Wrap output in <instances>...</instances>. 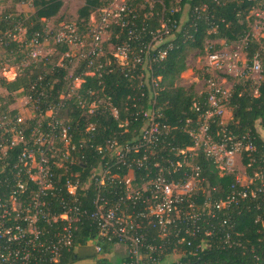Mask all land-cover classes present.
Here are the masks:
<instances>
[{
	"label": "built area",
	"instance_id": "2783aa9c",
	"mask_svg": "<svg viewBox=\"0 0 264 264\" xmlns=\"http://www.w3.org/2000/svg\"><path fill=\"white\" fill-rule=\"evenodd\" d=\"M134 1L110 0L107 6L97 10L96 15L90 16L91 20L84 26L67 22L57 31L44 26L31 39L27 37L23 22H16L17 14L0 16V25L3 20L15 23L13 28L0 29V49H10L16 42L19 46L9 51L11 55L15 50L23 52H19L18 58L23 71L32 65L45 66L50 61L68 71L66 77L71 79L57 95L56 103L52 99V85H47L50 86L48 90L34 82L29 88L19 90L12 96L15 95V99L24 97L35 117L25 120L22 112L13 115L12 109L0 119V264H58L64 254H78L81 249L85 255L90 251L93 253V257L86 260L94 264L104 258L111 264H190V256L196 257L211 247V231H206V237L200 238L203 221L214 219L223 211L226 213L241 200L256 197V191L248 190L250 185H242L237 176L236 183L245 189L237 190L233 186V192L225 199L213 200L202 189V169L195 162L201 154L217 165L221 175H236L235 157L255 150L250 141L244 142L247 137L235 141L229 138L230 144H219L210 135L211 122L221 116L229 103L224 87L212 76L208 79L206 92L207 109L201 113L196 129H186L193 144L180 149L172 147L169 153L160 148L170 136V127L161 126L158 121L162 112L156 108L155 98L161 78L153 75L152 66L155 61L165 59L172 48L169 45L153 55L154 50L172 38L171 28L163 20L152 39L142 46L124 41L110 52L122 70H127L126 76L150 79L153 106L142 110L144 129L128 143L118 144L113 140L105 148L98 147L101 161L88 174L82 175L75 170L82 163L86 142L82 141L79 147L73 143L68 119L60 118L61 111L67 101L74 99L81 108H88L89 113L103 105L114 117H119L109 98L100 102L99 96L90 91L92 100L89 101L79 90L85 82L84 77H102L103 73L112 70L106 69L113 60L105 49L113 43V37L118 40L116 26L135 25L140 7L147 3L152 9L160 2ZM129 34L131 42L139 38L133 31ZM22 35L24 39L21 40ZM49 42H52L54 52L44 53L42 49ZM61 47L66 50L62 52ZM61 55L60 62L59 58H54ZM222 57L218 52L207 54L209 62L219 67ZM108 58L110 62H107ZM138 67L141 69L135 75ZM248 70L261 73V61L256 60L247 68L249 73ZM50 71L54 73L53 69H48V73ZM0 77L2 91L5 89L1 81L13 79L5 75ZM43 79L40 77L39 81ZM42 103L47 106L45 110L41 109ZM94 105L97 107L92 108ZM45 118L51 119L46 131L42 129ZM34 119H37L36 125L30 134H25L31 127H25V124ZM17 148L12 163L9 160ZM175 175H181V178L177 180ZM110 186H115L114 196L119 194L115 202L109 194ZM91 191L94 193L90 199L92 210L84 206V199L87 201ZM201 195L202 202L199 200ZM86 219L94 223L96 232L84 246L77 247L78 231ZM191 238H200V242L193 246ZM225 242L229 247L235 246L230 241V234L226 235ZM110 256L115 257V262Z\"/></svg>",
	"mask_w": 264,
	"mask_h": 264
},
{
	"label": "trees",
	"instance_id": "16d2710c",
	"mask_svg": "<svg viewBox=\"0 0 264 264\" xmlns=\"http://www.w3.org/2000/svg\"><path fill=\"white\" fill-rule=\"evenodd\" d=\"M23 1L26 0H14L15 3ZM109 2L110 0H87V4L80 9L79 13L87 23L93 9L107 6ZM138 2H144V0L134 1V3ZM33 5L36 10L32 15L15 12L17 14L15 20H18L16 22H23L29 39L36 32L43 30L44 25L40 20L43 18L50 20L57 16L63 3L61 0H34ZM258 7L264 8V0H160L152 9L145 3V6L139 8V19L135 21V25L130 24L125 28L116 26L118 40L113 37V43L106 46L107 56L113 60L106 69L112 70L108 71V74L103 73L102 77H84L85 82L79 90L80 94L87 97L89 101L92 100L90 91L95 92L96 96L102 95L109 98L112 106L118 110L119 117H114L103 105H99L92 113H89V110H86L88 108H81L74 99L67 101L61 111L60 118L68 119L73 143L79 147L82 141L86 142L82 152V163L75 168L82 175L88 174L101 161L98 147L105 148L108 142L113 140H116L118 144L128 143L141 134L145 126L142 110L153 106V101L150 102L153 98L150 79L146 76L133 77V79L129 78V75L126 76L127 70H122L110 52L124 41L136 47L142 46L143 43L152 39L153 32L160 27V21L163 20L169 24L172 38L154 50L153 55L156 56L159 50L169 45L172 48L165 59L155 61L152 66L153 75L161 78L155 98V106L162 112V117L158 121L161 126L170 127L168 133L170 136L160 148H163L165 153H169L172 147L186 148L193 144L186 129H196L201 113L207 109L206 92L197 93L192 86L185 88L175 83L188 69V53L195 49L204 52L207 41L224 40L226 44H231L246 39L244 53L248 67H251L256 60L261 61L260 84L254 86L252 80L235 83L228 104L232 119L226 125H222L221 117L214 118L210 124L209 133L219 144H230L229 138L235 141V139L241 140L247 137L248 139L244 142L250 141L255 150L244 153V163L250 165L247 170L252 177L258 169L262 171V176L254 177L248 188V190L256 191L255 198L241 200L237 205H232L226 213L223 211L218 213L216 218H207L203 221V236L200 238L206 237V231H211L213 233L210 240L211 247L203 250L196 257L190 256V264H264V139L258 132V127L264 130V40L258 42L254 39L249 26L250 21L247 20L250 11ZM14 26L13 20H3L0 29L5 30ZM130 31L135 32L139 38L133 42L129 41ZM17 46L19 45L13 42L10 49L7 47L5 50L10 52L9 50ZM220 48L221 46L216 44L209 51L216 52ZM65 50V47H61L62 52ZM48 69H53L54 73L51 71L48 73ZM140 69L138 67L135 75ZM79 72H82V69ZM67 74L68 71L48 61L45 66H30L13 80L3 79L1 84L9 98H12V94L19 90L29 88L34 82H38L48 90L50 86L47 85H52V99L56 103L57 95L70 84L71 79L66 77ZM40 77H44L42 82L39 81ZM204 77L209 79L210 75L205 74ZM254 90L257 94H254ZM4 106L7 107V105ZM46 108V104L42 103L41 109ZM16 113L17 110H14L12 114ZM36 120L30 121L31 127L26 129L25 134L31 133ZM48 120L51 119L45 118L42 121L44 131L48 129ZM17 152L18 148L10 162H14ZM195 162L202 169L204 179L202 189L209 192L213 200L225 199L233 192V186L237 190L245 189L236 183L235 174L221 175L217 165L204 154L197 157ZM174 178L178 180L181 175H175ZM114 188L115 186L108 188L113 202L119 195L114 196ZM259 190L262 191L259 192ZM93 195L91 191L87 201L84 199V206L91 210L93 206L90 199ZM203 199L201 195L200 202ZM95 232L94 223L86 219L78 231L77 247L84 246ZM228 234H230L231 243H235V246L229 247L226 244L225 239ZM200 238L197 240L191 238L193 246L200 242ZM91 257H93L91 251L90 255H85L81 249L78 254H64L58 264H74ZM109 262L104 258L100 259L98 264H111Z\"/></svg>",
	"mask_w": 264,
	"mask_h": 264
},
{
	"label": "rangeland",
	"instance_id": "374dc122",
	"mask_svg": "<svg viewBox=\"0 0 264 264\" xmlns=\"http://www.w3.org/2000/svg\"><path fill=\"white\" fill-rule=\"evenodd\" d=\"M61 1L63 5L60 8L57 16L50 20H47L45 18L40 20L44 24V26H47V29L50 28L55 31L60 29V27L63 24H66L67 22H75L77 23V25L82 24L81 26H84L86 24L85 18L81 17L79 11L87 4V0ZM33 2L34 0H26L21 3H15L14 0H0V16L13 12H17L19 14L23 13L28 16L32 15L36 10V7H34ZM99 8L93 9L90 16L96 15V12ZM89 19L91 20V17ZM247 20L250 21L249 26L251 28V33L254 39L258 42L264 40V8L258 7L252 9L247 16ZM91 22L93 24V21ZM23 37L24 35L21 36V40ZM106 37L110 38V34H107ZM216 44L221 46V48L216 52L221 53L223 55V61L220 67L209 62L207 58L209 49ZM245 46L246 39L241 40L239 42H233L231 44H226L224 40L207 41L205 43L204 52L195 49L188 53V69L179 76L177 81H175L176 85L178 84L185 88H189L192 86L194 88V91L197 93L207 92L209 89L208 79H205L204 75L208 74L217 80L218 85L224 87V90L229 96V101L235 83L252 80L253 85L258 86L262 78L261 73H256L252 70H248L249 73L246 72L247 68L249 69L250 67H248V65L246 64L247 58L244 53ZM109 47L111 49V46ZM42 50L44 53L54 52L52 42H49V45L45 46ZM19 52L20 54L23 53L19 50H15L14 52H12L13 55H11V52H6V50L0 49V76L5 75L8 79H14L16 74L20 76V74L24 72L23 67L21 66V64H19L18 61ZM54 58H59L58 61L60 62L62 55L60 57ZM110 61V58H108L107 62ZM73 67H78V65L73 64ZM5 69H7L8 71ZM253 92L254 94H256V90H254ZM0 93L2 95V97L0 98V119L4 116V114L10 112L12 109L19 111V113L22 112L24 114L25 120L32 119L35 117L32 112V109H29L26 105L27 101L24 97H19L15 99L14 95L12 96V98H9L5 90L0 91ZM98 98L100 99V102L105 101V97H103L102 95H99ZM4 105H7V107H5ZM96 107L97 106L94 105L92 108ZM224 109L225 110L222 111V114L220 116L222 118V125H226L232 119L228 105H226ZM49 114H52V112ZM29 126L30 122L27 121V125L25 124V127ZM258 132L264 139V130L261 127H258ZM249 166V164L245 165L244 163V155L235 157L234 171L236 172L237 179L244 186L251 185L254 177L262 176V171H259L260 169H258L254 172V177H252L247 170ZM206 194L210 195L209 192H206ZM109 258L112 259L113 262H115L114 256H110ZM116 261H119V258ZM74 264L94 263L89 260H81Z\"/></svg>",
	"mask_w": 264,
	"mask_h": 264
},
{
	"label": "crops",
	"instance_id": "0c3cea01",
	"mask_svg": "<svg viewBox=\"0 0 264 264\" xmlns=\"http://www.w3.org/2000/svg\"><path fill=\"white\" fill-rule=\"evenodd\" d=\"M88 255H90V253H89ZM84 260H86V259H84ZM89 261H90V260H89Z\"/></svg>",
	"mask_w": 264,
	"mask_h": 264
}]
</instances>
